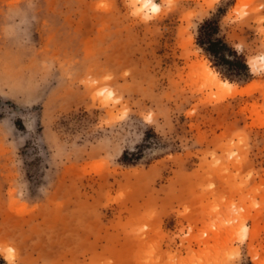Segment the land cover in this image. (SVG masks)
<instances>
[{"label": "rangeland", "instance_id": "obj_1", "mask_svg": "<svg viewBox=\"0 0 264 264\" xmlns=\"http://www.w3.org/2000/svg\"><path fill=\"white\" fill-rule=\"evenodd\" d=\"M156 2L0 0L5 264L264 262V73L221 100L196 44L264 53V0Z\"/></svg>", "mask_w": 264, "mask_h": 264}, {"label": "trees", "instance_id": "obj_2", "mask_svg": "<svg viewBox=\"0 0 264 264\" xmlns=\"http://www.w3.org/2000/svg\"><path fill=\"white\" fill-rule=\"evenodd\" d=\"M196 44L202 50L203 54L212 64V67L222 76L223 79L238 85L249 83L253 80L250 74L246 57L238 53L226 39L221 36L220 20L215 17L205 19L198 27ZM224 69L227 74H224ZM155 137H160L155 134ZM142 144L138 151L130 152L125 150L120 161L128 166H136L142 160L143 150ZM0 264L5 262L0 258Z\"/></svg>", "mask_w": 264, "mask_h": 264}, {"label": "bare ground", "instance_id": "obj_3", "mask_svg": "<svg viewBox=\"0 0 264 264\" xmlns=\"http://www.w3.org/2000/svg\"><path fill=\"white\" fill-rule=\"evenodd\" d=\"M217 1H219V0H208V3L212 5ZM198 66H199V69L201 70L200 75L203 77L204 81H206L208 86L211 89H217V91L222 93V95H220L221 98L218 97L221 100L226 99V97H228V96L230 97V96H234L237 94H250L251 92H253L254 87H256V85L250 84L247 87L239 88V87L235 86L234 84L221 79L218 76V74L206 62H201ZM215 95H218V94L216 93V94H214V96ZM216 98L214 97L211 100H213V99L216 100ZM7 260L11 262L13 260V258L11 256L7 255ZM253 260L256 264H264V262L260 260L259 255L256 253L253 257Z\"/></svg>", "mask_w": 264, "mask_h": 264}, {"label": "clouds", "instance_id": "obj_4", "mask_svg": "<svg viewBox=\"0 0 264 264\" xmlns=\"http://www.w3.org/2000/svg\"><path fill=\"white\" fill-rule=\"evenodd\" d=\"M127 6L131 9L132 15L140 17L144 22L153 19L161 8L156 0H127ZM246 63L250 74L260 75L264 73V53L246 58ZM5 260H7V257H5Z\"/></svg>", "mask_w": 264, "mask_h": 264}]
</instances>
